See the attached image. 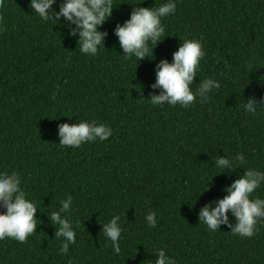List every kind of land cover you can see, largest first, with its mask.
Masks as SVG:
<instances>
[{"label":"trees","instance_id":"trees-1","mask_svg":"<svg viewBox=\"0 0 264 264\" xmlns=\"http://www.w3.org/2000/svg\"><path fill=\"white\" fill-rule=\"evenodd\" d=\"M165 2L112 0L99 27L103 45L88 55L69 35L75 26L55 20L64 0H55L47 22L30 0H0V171L19 173L38 207L24 242L0 239V264H154L158 249L176 264H264V226L241 237L225 224L210 232L199 218L245 169L264 172V107L243 109L249 96H264V0H176L152 53L126 59L114 29L133 7ZM201 37L205 56L190 87L206 77L220 87L188 107L152 105L156 66L171 62L183 39ZM81 120L112 134L60 146L58 125ZM236 154L243 163L216 168L217 158ZM68 196L76 243L62 254L49 216ZM255 197L264 199V183ZM114 215L123 229L119 254L102 232Z\"/></svg>","mask_w":264,"mask_h":264},{"label":"clouds","instance_id":"clouds-1","mask_svg":"<svg viewBox=\"0 0 264 264\" xmlns=\"http://www.w3.org/2000/svg\"><path fill=\"white\" fill-rule=\"evenodd\" d=\"M55 0H30L29 7L32 12L39 14L44 20L50 19L49 9ZM112 0H64L55 20L60 22L63 17L74 28L69 35L79 37L77 43L82 54L95 55L98 48L103 45L106 33L99 27L103 25L113 12ZM176 11V0H166L158 7H133L129 19L114 29L118 37L120 48L126 59L134 57L137 61L148 57L156 45L162 41L164 27L162 18ZM203 37L198 39H183L178 50L173 53L171 62L161 60L156 66V80L153 89H160L158 95L150 97L154 106H163L165 103L181 107L190 106L197 98L206 101L213 89L220 87L213 78L200 79L195 92L191 85L197 77L200 61L205 52L202 45ZM149 44L155 45L150 48ZM264 107V96L251 95L243 103L244 111L255 114L258 108ZM112 129L95 120H81L76 123H63L58 125L59 145L79 147L85 142L108 139ZM244 156L236 154L232 158H217L216 168L226 170L236 162L243 163ZM264 183V172L248 168L242 176L226 188L227 194L213 204H206L200 209V224L206 226L210 232L219 229L225 224L231 229L233 235L252 237L264 226V199L252 194L255 189ZM72 207V197L60 201V207L51 211L49 219L56 228V239L63 238L59 252L67 254L69 246L76 243L74 225L69 219ZM0 239L5 237L24 242L37 228V209L35 202L27 197L21 187V177L16 171H0ZM229 213L235 218V223L229 221ZM121 217L114 215L108 222L102 223L104 237L111 241L112 250L119 254L121 251L120 238L123 231L120 224ZM145 220L149 227H155L157 217L155 212H148ZM154 264H176L164 249L155 253Z\"/></svg>","mask_w":264,"mask_h":264}]
</instances>
